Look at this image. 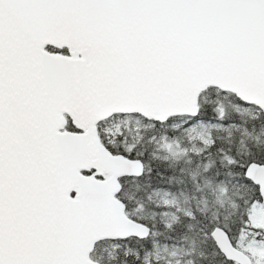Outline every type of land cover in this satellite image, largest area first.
Returning a JSON list of instances; mask_svg holds the SVG:
<instances>
[{
  "label": "snow or ice",
  "instance_id": "6c2138e0",
  "mask_svg": "<svg viewBox=\"0 0 264 264\" xmlns=\"http://www.w3.org/2000/svg\"><path fill=\"white\" fill-rule=\"evenodd\" d=\"M0 264H264V0H0Z\"/></svg>",
  "mask_w": 264,
  "mask_h": 264
}]
</instances>
